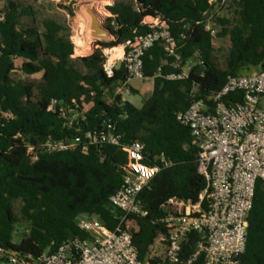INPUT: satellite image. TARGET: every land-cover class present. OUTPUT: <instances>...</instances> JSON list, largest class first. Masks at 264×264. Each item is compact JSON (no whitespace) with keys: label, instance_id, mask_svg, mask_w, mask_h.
I'll return each instance as SVG.
<instances>
[{"label":"trees","instance_id":"obj_1","mask_svg":"<svg viewBox=\"0 0 264 264\" xmlns=\"http://www.w3.org/2000/svg\"><path fill=\"white\" fill-rule=\"evenodd\" d=\"M73 1V0H71ZM240 7L235 25L218 18L223 26L219 37L229 36L231 48L226 65L221 69L215 59L214 39L205 30L206 15L212 12L208 0H119L107 11V31L114 38L98 43L94 53L74 58L75 43L69 28L53 19L43 21V32L25 27L22 19L35 12L18 1L8 0L0 15V247L33 258L51 254L64 241L85 237L77 226L79 216L99 219L110 230L122 222L113 213L110 198L123 185L128 165L125 152L114 146L79 147L73 151L39 154L37 159L27 146H37L51 138L72 140L81 136L63 128L56 113L48 111L52 100L84 112V130L101 126L110 120L125 143L140 142L147 152L146 163L160 164L164 156L172 165L163 168L141 192L139 199L148 215L128 216L125 228L131 232L139 260L143 264H169L164 255H152L160 241L164 248L168 229L164 223L170 199L197 203L206 188L198 174L199 147L193 144L190 130L180 124L176 114L192 103L193 84L198 85V98L219 92L228 76L259 70L264 63V0H238ZM160 16L170 25L177 41L182 64L202 61L201 72L194 69L183 82L155 78L179 72L173 68L159 43L144 56V74L153 80V91L141 108L129 102L119 103L115 92L127 84L124 65L109 78L104 72L103 51L123 45L135 36L146 35L147 17ZM40 75L35 85L21 78ZM132 92L136 93L132 89ZM227 102H241V94H231ZM23 204L22 217L29 224L19 245L13 243L18 224L15 202ZM163 239V241H162ZM197 236L184 244L186 255L193 253ZM164 251V249H163ZM193 264H203V256ZM240 264H264V186L258 183L249 217V237Z\"/></svg>","mask_w":264,"mask_h":264},{"label":"built area","instance_id":"obj_2","mask_svg":"<svg viewBox=\"0 0 264 264\" xmlns=\"http://www.w3.org/2000/svg\"><path fill=\"white\" fill-rule=\"evenodd\" d=\"M225 2L208 0L213 10L206 15L205 30L213 38L216 33L211 26L212 13ZM3 20L0 15V22ZM143 25L149 32L120 45L121 53H114L116 48L103 51V69L107 77L114 75L118 62L124 65L127 84L115 92L121 105L132 95L130 81L148 80L144 74V56L156 44L161 43L167 57L175 59L172 67L179 72L163 75L158 69L155 78L183 82L190 78L194 69L198 68L199 72L204 64L195 60L182 64L177 41L162 17H147ZM198 88L193 84L192 103L176 116L180 124L190 130L193 144L199 147L197 170L205 179L206 188L197 203L179 199L167 202L164 223L168 236L163 255L169 264H193L201 256L203 264H240L247 248L256 188L258 183L264 186V63L255 72L228 76L219 92L204 98H198ZM238 93L242 96L241 102L226 101L229 95ZM48 111L57 114L64 129L81 136L72 140L49 138L35 147L28 145L27 150L34 159L39 154L73 151L79 147L87 151L91 146L105 145L118 147L126 153L128 165L123 185L109 200L112 212L120 213L122 222L115 230H110L97 218L79 216L77 226L85 237L70 238L55 252L37 258L0 247V264H143L134 246L131 228L128 225L124 228L122 223L128 216L148 215L139 196L163 168L172 164L164 156L157 157L160 164H147L145 146L138 141L125 143L124 135L116 131L110 120L84 130L87 123L84 112L55 100ZM0 115L7 120L13 119L10 113L0 111ZM191 235L197 236V244L187 256L184 244Z\"/></svg>","mask_w":264,"mask_h":264},{"label":"rangeland","instance_id":"obj_3","mask_svg":"<svg viewBox=\"0 0 264 264\" xmlns=\"http://www.w3.org/2000/svg\"><path fill=\"white\" fill-rule=\"evenodd\" d=\"M18 1L25 7H30L34 12V17H25L22 19V24L25 27H35L40 32H43V21L47 19H53L60 24L69 28L70 36L75 43L74 58L87 57L94 53L97 49L98 43H110L114 38L107 31V19L111 17V14L107 11V7L114 4L119 0H107L104 5L100 0H12ZM238 0H226L225 4L221 8H216L212 15V29L215 31L214 36V48L215 59L218 66L221 69L225 68L226 59L231 48V41L229 36L219 37V33L222 32L223 26L217 21L218 18L226 19L230 22V27L235 25L237 19V12L240 7L236 2ZM8 0H0V14L4 11ZM97 6V8H93ZM86 13V14H85ZM107 32L103 35L100 30ZM97 34V35H96ZM120 46L116 48L114 52H118ZM81 49V50H80ZM79 50L80 55H78ZM109 50V49H108ZM82 51V52H81ZM121 53V51H120ZM118 62V66L119 67ZM256 70H252L255 72ZM25 80L35 85L34 94L38 95L37 85L40 83V75L27 76L24 74H18L15 76L16 80ZM129 86L136 89V92H132V95L127 97L129 103L137 108L143 106L144 101L150 96L153 91V80L148 79L145 81L132 80L129 82ZM23 204L21 201L15 202V214L18 220L15 233L13 235V243L19 245L25 233L28 232L29 224L22 217ZM130 228L133 227L132 223H129ZM160 241H157L154 245L152 255L160 256L163 254Z\"/></svg>","mask_w":264,"mask_h":264},{"label":"bare ground","instance_id":"obj_4","mask_svg":"<svg viewBox=\"0 0 264 264\" xmlns=\"http://www.w3.org/2000/svg\"><path fill=\"white\" fill-rule=\"evenodd\" d=\"M100 1H102V3H101L102 5H104L105 3H107V2H106L107 0H100ZM94 8H97V6H93V8H92L91 10H93ZM85 14H86V13H85ZM96 35H97V34H96ZM118 49H119V51H118V52H114V53H120L121 49H120V48H118ZM80 50H81V49H80ZM114 50H115V49H114ZM114 50H113V51H114ZM76 52H78V55H80V53H79L80 51H79V50H76ZM81 52H82V51H81Z\"/></svg>","mask_w":264,"mask_h":264},{"label":"water","instance_id":"obj_5","mask_svg":"<svg viewBox=\"0 0 264 264\" xmlns=\"http://www.w3.org/2000/svg\"><path fill=\"white\" fill-rule=\"evenodd\" d=\"M100 30V29H99ZM100 32L103 34V35H107L105 33L107 32H103L102 30H100ZM122 67V63H119V67H117V70H119L120 68ZM199 72H201V69H199ZM117 101L119 102L120 101V97L118 96L117 97Z\"/></svg>","mask_w":264,"mask_h":264},{"label":"crops","instance_id":"obj_6","mask_svg":"<svg viewBox=\"0 0 264 264\" xmlns=\"http://www.w3.org/2000/svg\"><path fill=\"white\" fill-rule=\"evenodd\" d=\"M133 89V88H132ZM133 90H135L136 91V89H133ZM136 93H138V92H136Z\"/></svg>","mask_w":264,"mask_h":264}]
</instances>
